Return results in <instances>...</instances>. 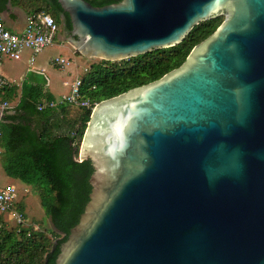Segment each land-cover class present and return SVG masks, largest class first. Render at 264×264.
I'll use <instances>...</instances> for the list:
<instances>
[{"label":"water","instance_id":"1","mask_svg":"<svg viewBox=\"0 0 264 264\" xmlns=\"http://www.w3.org/2000/svg\"><path fill=\"white\" fill-rule=\"evenodd\" d=\"M57 3L66 41L106 62L225 19L179 68L93 107L91 193L56 264H264V0Z\"/></svg>","mask_w":264,"mask_h":264},{"label":"trees","instance_id":"2","mask_svg":"<svg viewBox=\"0 0 264 264\" xmlns=\"http://www.w3.org/2000/svg\"><path fill=\"white\" fill-rule=\"evenodd\" d=\"M85 1L103 7L121 0ZM7 3L8 0H0V14L6 11ZM10 6L19 7L28 15L49 13L59 27L64 22L66 29H71L57 0H11ZM223 20L218 16L200 23L174 47L122 61L92 64L80 88L83 98L91 103L90 108L61 105L39 111V104L54 99L29 93L22 96L1 123L0 162L6 176L32 188L52 227L47 230L49 238L33 226L21 224L8 230L0 220V264H56L60 246L78 224L91 193L92 164L90 160L78 161V154L94 105L157 81L179 68L191 50L211 36ZM16 210L21 212L18 204Z\"/></svg>","mask_w":264,"mask_h":264},{"label":"crops","instance_id":"3","mask_svg":"<svg viewBox=\"0 0 264 264\" xmlns=\"http://www.w3.org/2000/svg\"><path fill=\"white\" fill-rule=\"evenodd\" d=\"M27 16L28 14L21 8L11 6L8 13L0 14L6 27L12 32H22L24 30ZM30 58L31 52L24 51L19 59L6 58L2 62L1 73L10 83L5 96L10 99L13 108L20 102L22 96L28 93L40 96V98L48 96L54 100L68 95L75 80L82 79L88 69L85 64L88 59L82 57L66 41V37L61 30L57 33L53 43L35 56L32 64ZM56 58L65 60L66 63L63 66H58L53 62ZM81 73H84V75ZM14 180L6 176L5 173L0 175L1 186H17L18 180L15 181L16 183L12 182ZM20 185L25 194L30 193L29 187L23 184ZM16 204L26 216V204L18 196Z\"/></svg>","mask_w":264,"mask_h":264},{"label":"built area","instance_id":"4","mask_svg":"<svg viewBox=\"0 0 264 264\" xmlns=\"http://www.w3.org/2000/svg\"><path fill=\"white\" fill-rule=\"evenodd\" d=\"M59 30L60 27L55 23L52 16L45 12L28 15L22 32L10 31L0 17V140L2 137L1 123L4 116L12 110L11 103L5 98V92L10 87V83L1 73L3 60L6 58L17 60L24 51H30V63L32 64L35 56L53 43ZM53 62L58 66H63L66 63L65 60L58 58L54 59ZM81 84L82 79L75 80L68 95L51 101H43L38 105V110L53 109L61 105L90 108L91 103L84 99L80 92ZM2 153L3 149L0 146V157ZM16 202V189L13 186L0 185V213H10L17 225H23L24 214L16 210Z\"/></svg>","mask_w":264,"mask_h":264},{"label":"rangeland","instance_id":"5","mask_svg":"<svg viewBox=\"0 0 264 264\" xmlns=\"http://www.w3.org/2000/svg\"><path fill=\"white\" fill-rule=\"evenodd\" d=\"M219 17H222L225 19V14L220 15ZM61 28V26H60ZM102 60L100 59H88L87 63L85 62V64L87 65V68H89L92 64L95 63H100ZM84 72V71H82ZM82 75H84V73H81ZM12 105V104H11ZM81 147V145H80ZM79 154H80V148H79ZM78 154V157H79ZM79 159V158H78ZM3 169L2 166L0 165V175H3ZM16 180L12 181L15 182ZM16 183V182H15ZM18 184L17 186L14 185V188L17 191V196L19 199H22V202L26 204V216L24 214V222H23V226L24 227H35V229L41 230V232H43L47 237L50 238V234L47 233V230L50 229L52 227L51 224H49V218L45 215L38 196L36 195V193L32 190L31 187H29V194H25L24 189L21 188L22 186L20 184H22L20 181H17ZM5 185V184H2ZM13 185V184H11ZM24 185V184H23ZM25 197V198H24ZM0 220L2 221V223L4 224V227L8 230L13 229L14 227L17 226V223L14 221V219L11 217L10 213H4L1 214L0 213Z\"/></svg>","mask_w":264,"mask_h":264},{"label":"flooded vegetation","instance_id":"6","mask_svg":"<svg viewBox=\"0 0 264 264\" xmlns=\"http://www.w3.org/2000/svg\"><path fill=\"white\" fill-rule=\"evenodd\" d=\"M2 15H4L3 13H1ZM62 34H64L65 37H69L70 34H69V31L70 30H67L66 27L64 26V24H61V28H60Z\"/></svg>","mask_w":264,"mask_h":264}]
</instances>
